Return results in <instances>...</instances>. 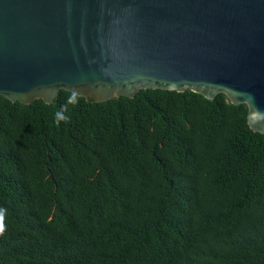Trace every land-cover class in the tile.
<instances>
[{
    "label": "trees",
    "instance_id": "16d2710c",
    "mask_svg": "<svg viewBox=\"0 0 264 264\" xmlns=\"http://www.w3.org/2000/svg\"><path fill=\"white\" fill-rule=\"evenodd\" d=\"M0 97V264H264V139L225 95Z\"/></svg>",
    "mask_w": 264,
    "mask_h": 264
},
{
    "label": "water",
    "instance_id": "95a60500",
    "mask_svg": "<svg viewBox=\"0 0 264 264\" xmlns=\"http://www.w3.org/2000/svg\"><path fill=\"white\" fill-rule=\"evenodd\" d=\"M226 96L264 139V0H0V97Z\"/></svg>",
    "mask_w": 264,
    "mask_h": 264
},
{
    "label": "clouds",
    "instance_id": "9594fccd",
    "mask_svg": "<svg viewBox=\"0 0 264 264\" xmlns=\"http://www.w3.org/2000/svg\"><path fill=\"white\" fill-rule=\"evenodd\" d=\"M81 94L76 90H71L66 98L65 103L55 112V124L57 127L61 123L68 124L71 122V115L69 114V106H78L80 103ZM255 120H264V114L255 113L253 117ZM7 215L8 209L5 207H0V236L4 235L7 231Z\"/></svg>",
    "mask_w": 264,
    "mask_h": 264
}]
</instances>
